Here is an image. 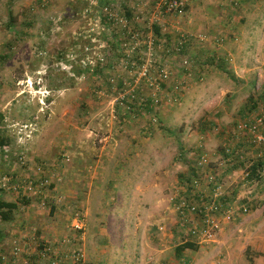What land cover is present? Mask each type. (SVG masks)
Masks as SVG:
<instances>
[{"label":"rangeland","instance_id":"rangeland-1","mask_svg":"<svg viewBox=\"0 0 264 264\" xmlns=\"http://www.w3.org/2000/svg\"><path fill=\"white\" fill-rule=\"evenodd\" d=\"M184 2L0 0V199L17 204L0 264H264V0ZM103 142L137 155L102 163ZM142 142L166 153L154 210L127 205L154 170ZM180 198L218 204L213 241L187 233Z\"/></svg>","mask_w":264,"mask_h":264},{"label":"built area","instance_id":"built-area-1","mask_svg":"<svg viewBox=\"0 0 264 264\" xmlns=\"http://www.w3.org/2000/svg\"><path fill=\"white\" fill-rule=\"evenodd\" d=\"M157 5L160 9H162L165 13L182 15L184 14L185 2L184 0H157ZM245 128H248L250 131L254 132L256 126H249L245 124ZM258 139H264L261 135L257 136ZM264 143V142H260ZM203 159V158H202ZM205 179L209 182L214 180V176L211 173H207L204 175ZM31 183V182H30ZM199 185V178L197 176L193 177L191 182V187H197ZM214 198L219 195L218 188L216 192L213 193ZM241 211L246 212L247 207L242 206ZM179 209L181 215L182 224L189 223L190 225L187 227V233H189L196 241V244L209 243V241H213L219 231V222L215 218V215L218 210V204L212 200L211 202H205L202 204V208L197 202L189 200L187 198H183L179 200L177 210ZM205 209V210H204ZM195 215H197L198 220L201 222L199 225L196 222ZM226 218H230V215H227ZM78 215H75L73 218L72 226L76 229L82 228V221ZM184 221V222H183Z\"/></svg>","mask_w":264,"mask_h":264},{"label":"crops","instance_id":"crops-1","mask_svg":"<svg viewBox=\"0 0 264 264\" xmlns=\"http://www.w3.org/2000/svg\"><path fill=\"white\" fill-rule=\"evenodd\" d=\"M157 146H155V145ZM141 145H147V147H151L152 149L149 150L148 155L151 157V162H147L145 165V168H151L153 170L152 172H149V176L147 178H144L142 183L140 185H135L134 179H131V183H129V189L127 191V194L131 197L128 199L127 205L130 206L133 203L136 205L140 199V194L143 198H149L150 199V209L154 210L155 204H157V201L160 200L159 194L161 193V184H162V178L157 173V170L161 165L157 166V162L155 160V155L159 154V157H161L163 160L166 158L165 150L159 146L156 142H142ZM146 147V146H145ZM137 149V142H103L100 147V158L101 162H121V161H130L132 158H134L137 155L136 152ZM126 155V156H125ZM67 179V177H66ZM122 180H125V178L121 177V175L113 177L111 182H108L109 187L112 189V194H121L122 187H124V183ZM71 180V178H70ZM102 186L105 185V180L101 179ZM147 187L145 190V187ZM71 185H73L71 183ZM143 187V188H142ZM68 190V189H67ZM137 196V198H135ZM137 199V200H133ZM150 219V218H149ZM148 219V221H149Z\"/></svg>","mask_w":264,"mask_h":264},{"label":"trees","instance_id":"trees-1","mask_svg":"<svg viewBox=\"0 0 264 264\" xmlns=\"http://www.w3.org/2000/svg\"><path fill=\"white\" fill-rule=\"evenodd\" d=\"M184 11H185V7L183 8ZM154 32L156 34L159 33V30H158V27L155 26L154 27ZM153 100L150 98V99H147V100H144V103H143V109H146L147 112H152V110L154 109L153 108ZM0 144H2V142H0ZM252 174L256 173L257 171V166H252ZM198 175H193L191 178H190V182L192 181L193 177H195ZM17 207V204L15 202H11V201H4L2 199H0V217L5 220V221H8L10 220V217H11V212L12 210H14L15 208ZM3 239V234L2 232H0V240ZM195 244L193 242H185L183 243L182 245H180L177 249H176V252L177 251H180L182 249H185V248H195Z\"/></svg>","mask_w":264,"mask_h":264}]
</instances>
